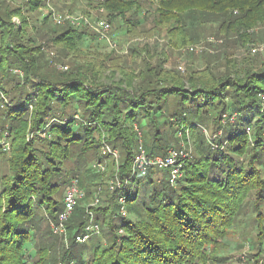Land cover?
<instances>
[{
  "label": "trees",
  "instance_id": "trees-1",
  "mask_svg": "<svg viewBox=\"0 0 264 264\" xmlns=\"http://www.w3.org/2000/svg\"><path fill=\"white\" fill-rule=\"evenodd\" d=\"M48 1L0 0V126L10 131L12 142L9 153L0 149L9 166L0 183V264H217L251 197L259 239L249 262L259 264L264 64L254 71L222 58L224 69L181 76L164 70L167 59L160 58L138 72L137 64L128 70L125 64L137 61V49L130 51L135 58L103 52L88 28L54 25L41 12ZM94 7L103 9L99 18L123 22L127 36L146 28L153 16L159 31L166 27L167 37L181 45L199 38L211 14L221 18L220 30H234L242 43L250 40L248 30L264 25V0H104ZM47 47L56 48L72 69H53ZM135 127L145 134L150 155H166L171 148L166 132L178 136L182 130L186 143L191 134L194 155L175 185L165 170L132 173ZM207 129L211 140L203 134ZM102 136L123 157L111 168L122 187L106 193L100 205H78L67 223L71 245L58 250L51 222L64 209L71 180L103 162ZM84 185L85 199L91 198L95 187ZM121 197L127 217L120 214ZM89 211L102 236L76 244Z\"/></svg>",
  "mask_w": 264,
  "mask_h": 264
},
{
  "label": "rangeland",
  "instance_id": "rangeland-1",
  "mask_svg": "<svg viewBox=\"0 0 264 264\" xmlns=\"http://www.w3.org/2000/svg\"><path fill=\"white\" fill-rule=\"evenodd\" d=\"M22 1L23 0H19V2ZM103 1L104 0H51V6L58 13H70L75 16L85 15L89 17L92 22H95L97 20H108L105 18H99V14L103 12V9L100 8L99 10H97V8L94 7V5H97L99 2ZM54 3H56L57 5H55ZM90 3H93V5H90ZM50 10L51 9L46 6V8L41 12L45 15H48ZM211 15H213V17L210 18L209 22L205 23L204 20H202L201 23L205 24H200L201 26L197 31L199 33V38L193 43L191 42L184 45H181L180 43L177 44V41H175V43L172 42L170 38L167 37L166 27L162 28V30L159 31L158 27L155 26L153 16H149L148 20L146 21V28H139L138 31L134 32L130 36H127L125 32V25L123 22H110L108 20L112 25L110 37L117 44L119 51L111 49L107 43L100 41L97 38L98 42L101 43V47L99 46V48L105 53H114L118 57L131 56L130 51L133 49H137L135 53L136 56H138V58L136 57L137 61L129 64L127 62L125 64L127 65L128 70H130V68H133L134 65L137 64L138 69L135 72H138V70H140L144 66L145 62H150V64L155 65L160 58L167 59L163 67L164 70L176 72L177 74L179 73L181 76H185L192 70H203L205 68L217 69L218 67L224 69V67L222 66L225 62H229L230 65L234 66V68L249 67L254 71L260 70L261 66L264 64V25L261 24L253 29L248 30L247 33L248 37H250V40L242 43L239 39V35L234 33V30H220L219 27L221 24V18H218V16L214 14ZM50 20L54 25H56L52 19ZM13 21L15 23H19L18 18H15ZM88 30L94 33V31H92L91 29ZM242 33L243 30H239V34ZM211 39H213V42L210 41ZM88 44L89 40H86L85 46H88ZM191 46H197L202 50L199 53H191L187 51ZM87 48L88 47H86V49ZM254 49L258 50L256 52L257 54L253 52ZM125 50L128 51L127 54L124 53ZM45 51L47 57L52 60L53 69L57 71H64L62 69V67L64 66H68L70 70L72 69V65L68 63L66 58H62L63 56L60 57L56 48L47 47ZM133 57L134 56H131L129 58ZM222 58H224L223 61L225 62L221 61ZM181 66L183 67L184 71H181L179 69V67ZM142 128L144 129L143 131L147 130V127H145L144 124H142ZM172 128H177V125L173 124ZM203 134L210 138V140L212 139V133L209 129L203 130ZM165 135L167 141L169 140V142H173L171 144V147L179 148L181 146H185L188 150L192 151L191 155H194V144L192 143L193 140L191 134L186 136L189 140V142H187L186 144H183L182 140L178 141L179 136H176V132L168 131L165 133ZM142 139H145V134L144 136L142 135ZM100 140L102 144L104 142H108V140L104 139L103 136ZM146 146L150 147L147 138ZM117 150L119 152L118 160L114 158H107L103 160L102 164L105 167L104 170H101L98 166L91 165L87 168L88 171H85L86 173H83V176L80 175V177L73 179L79 180L81 189L84 192H88L84 185L85 181L87 183H91L92 186L95 187L92 197H86V199L84 198L83 200H81L79 203L80 207L84 208L88 206H97L98 204L100 205L102 202V197H104L106 193L113 191L111 189L112 186L116 188L119 187L118 183H120V181L118 174L117 179H115V177L113 178L111 175V168H113V163L119 165V163H122L123 159L119 149ZM7 157L8 154L0 155V183L3 175L9 173ZM73 180H71V183ZM95 184H97V186ZM91 187H89V189H91ZM97 199L99 201L98 204H96ZM252 200L253 197L249 199V202L247 201V205L244 208L242 215L239 216L237 223L233 226V228L227 235V238L224 240L223 249H221L220 252L221 259H219V262L217 264H252V262L250 263L249 261L252 254H256L257 252V239H259L258 231L256 230L253 221L255 217L252 209ZM262 212L264 214V206L262 208ZM90 223L94 222L92 220H89L87 225H89ZM100 236H102V232L99 234H94L91 240L95 242L100 238ZM67 240L68 242H65L64 238L59 236L55 241H52L51 239V241L56 244V248H58V250H63V248L67 249L69 248L68 246L71 245L69 230L67 232ZM261 255L262 257L260 262H263L264 264V252H262ZM208 264L215 263L210 261Z\"/></svg>",
  "mask_w": 264,
  "mask_h": 264
},
{
  "label": "built area",
  "instance_id": "built-area-1",
  "mask_svg": "<svg viewBox=\"0 0 264 264\" xmlns=\"http://www.w3.org/2000/svg\"><path fill=\"white\" fill-rule=\"evenodd\" d=\"M48 8H50V16L56 25L62 26L65 24H70L75 27H84L91 29L96 34L98 40L103 41L109 45V47L113 50L119 51L117 44L111 39L110 33L112 31V25L108 20H97L92 22V20L85 16H75L73 14H61L56 12L52 6L50 0L48 1ZM213 42V39L210 40ZM202 49H199L197 46H191L187 51L191 53H199ZM258 50L254 49L253 52L256 53ZM123 53V52H122ZM124 53H128L127 50ZM64 71H68L69 67L64 66L62 67ZM181 71L183 67H179ZM19 76L23 77V72L21 70H15ZM262 103L264 105V95L261 97ZM174 123L176 122L175 119L172 120ZM135 131L138 137L137 149L132 163V173L133 174H146L151 170H165L169 172L168 180L171 185H175L176 181L182 176V167L184 165L185 160H188L192 157V151L188 150L185 146H181L179 148L171 147L168 149L166 155H150L147 152V149L143 143L142 139V132L139 128L135 127ZM183 131L179 130V138L183 141V144L186 142L183 140ZM249 132V131H248ZM221 135V133L219 134ZM11 133L8 129H3L0 126V149L5 152L9 153L11 151ZM102 160L107 158H114L118 160L119 152L117 149L113 148L110 144L104 142L101 145L100 149ZM101 170H104V165L101 163L98 166ZM118 188L122 187V182L118 183ZM116 187L112 186L111 189L114 190ZM85 198V193L81 189L79 184V180L75 179L72 181L70 186L66 189L65 196H64V209L60 212L57 221L51 222V228L54 234L58 235L59 237H63L65 242L67 240V223L71 219L74 211L76 210L77 206L79 205L80 201ZM127 200L124 197L119 198V210L120 214L123 217L128 216V209H127ZM99 201L97 199L98 204ZM90 220L94 222V215L90 211ZM101 233V228L98 224L90 223L85 227V230L81 234H77L74 237V241L76 244H85L87 243L94 234ZM259 264H263L260 262Z\"/></svg>",
  "mask_w": 264,
  "mask_h": 264
}]
</instances>
